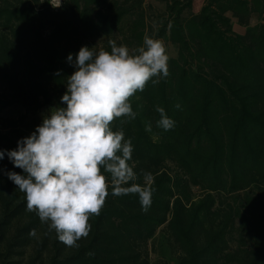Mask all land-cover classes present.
Segmentation results:
<instances>
[{
  "label": "trees",
  "instance_id": "obj_1",
  "mask_svg": "<svg viewBox=\"0 0 264 264\" xmlns=\"http://www.w3.org/2000/svg\"><path fill=\"white\" fill-rule=\"evenodd\" d=\"M160 1L164 11L152 14L145 0H61L57 9L49 0H0V107L40 99L66 107L76 54L82 46L98 53L96 40L133 52L147 34L177 53L168 77L130 99L136 118L111 125L132 141L135 183L145 184V172L154 177L151 206L144 212L138 195L113 196L109 187L79 247L27 210L7 175L24 174L7 151L25 136L0 131V264H264V0H204L199 13L192 0ZM157 106L175 122L171 130L157 126ZM157 232L173 254L151 263Z\"/></svg>",
  "mask_w": 264,
  "mask_h": 264
},
{
  "label": "clouds",
  "instance_id": "obj_2",
  "mask_svg": "<svg viewBox=\"0 0 264 264\" xmlns=\"http://www.w3.org/2000/svg\"><path fill=\"white\" fill-rule=\"evenodd\" d=\"M49 3L61 6V0ZM108 44L110 51L79 49L76 70L67 77L61 97L66 107L49 109L35 131L7 151L8 159L24 173L7 175L25 194L27 210L35 212L68 247H79L77 241L87 238L90 218L100 215L109 187L113 196L138 195L144 212L152 203L153 175L145 172V184L135 183L138 176L129 163L132 141L111 125L117 118H136L130 99L144 91L149 81L158 84L154 78L169 76V55L162 40L147 34L133 52L115 40ZM67 60L73 63L72 54ZM156 111L157 126L171 130L175 122L165 109L157 106ZM146 130H151L150 124ZM4 155L0 149V160ZM30 235H35L34 229Z\"/></svg>",
  "mask_w": 264,
  "mask_h": 264
},
{
  "label": "rangeland",
  "instance_id": "obj_3",
  "mask_svg": "<svg viewBox=\"0 0 264 264\" xmlns=\"http://www.w3.org/2000/svg\"><path fill=\"white\" fill-rule=\"evenodd\" d=\"M204 1V0H203ZM52 2H55V0H52ZM145 6L149 7L148 13L152 14H160V12L164 11V3L160 0H145ZM201 0H192L191 9H193L194 13H199L201 10ZM50 6L53 9L54 8L51 4ZM253 23H255L253 21ZM152 24V22H150ZM154 25V24H152ZM234 30L238 34H243L244 30L234 25ZM44 36L47 35V33L43 34ZM164 42V41H163ZM97 51L101 49V41L96 40L94 42ZM167 54L169 55V59H174L176 57V50L168 43L164 42ZM1 91V89H0ZM137 101L136 99H133V102L130 101L131 105H133ZM2 105L0 107V131L2 133H15V134H21L25 137H28L31 135L36 127L42 123L43 117L48 114L49 109L57 107V104L52 102L49 106H42L44 104L43 100H38L35 106H29L26 107L24 104L17 103L10 100H4L2 101ZM140 108L138 109V115L143 117L142 112H140ZM15 124V127H12L10 124ZM114 123V122H113ZM144 130V134L146 136H149L153 141H155V138L152 136L149 130H146V123L145 121H142V125ZM14 135V134H12ZM170 170H172L171 176L174 177L175 175L181 176V170L177 169L176 167L169 166ZM191 192L193 194V197L198 198L199 192L196 188H192ZM152 243L155 249V253L150 255L151 263L157 262V261H166L172 259V251L168 247L167 242L165 241V237L163 236V233L157 232L155 237L149 242Z\"/></svg>",
  "mask_w": 264,
  "mask_h": 264
},
{
  "label": "crops",
  "instance_id": "obj_4",
  "mask_svg": "<svg viewBox=\"0 0 264 264\" xmlns=\"http://www.w3.org/2000/svg\"><path fill=\"white\" fill-rule=\"evenodd\" d=\"M203 2V0H201V3ZM202 5V4H201Z\"/></svg>",
  "mask_w": 264,
  "mask_h": 264
}]
</instances>
